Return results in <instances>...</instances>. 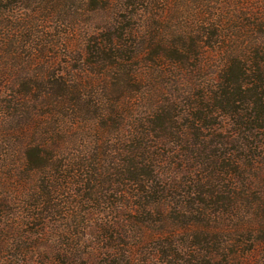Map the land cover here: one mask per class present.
Here are the masks:
<instances>
[{"label":"trees","instance_id":"obj_1","mask_svg":"<svg viewBox=\"0 0 264 264\" xmlns=\"http://www.w3.org/2000/svg\"><path fill=\"white\" fill-rule=\"evenodd\" d=\"M1 142L0 233L86 203L99 264H264V0H0Z\"/></svg>","mask_w":264,"mask_h":264},{"label":"rangeland","instance_id":"obj_2","mask_svg":"<svg viewBox=\"0 0 264 264\" xmlns=\"http://www.w3.org/2000/svg\"><path fill=\"white\" fill-rule=\"evenodd\" d=\"M77 142L79 143L75 145H82L89 141ZM69 146H73V143ZM25 158L24 147H20L19 144L15 146L3 143L0 146V187L5 186L4 183H6L7 188L11 189L10 176L14 177ZM16 178L19 180L18 177ZM263 180L264 174H261L252 182L255 184L263 183ZM17 182H15V185L18 184ZM29 185L30 183L24 186L17 185L14 190L17 201L21 200L30 204L31 201L28 197ZM20 204L13 207L9 206L8 214L3 220L5 229L0 233V237L5 241V249L2 253L0 252L1 262L13 259L16 263L21 264H99V258H110L109 249L106 247L109 239L106 238L105 240L99 233L94 232L93 227L96 226L98 217L95 215L90 216L91 214L88 213L90 206L88 204L81 205L82 211L78 214L72 213L71 206L69 213L63 210H67L68 205L65 204L62 210L66 213L58 215V213L52 214L46 211L48 213L45 215L44 212L43 214L45 220L37 219L27 223L24 220L26 203H24L23 208ZM82 218H87V220ZM258 229L259 226H256L255 233ZM112 242L115 243L114 240ZM154 242V238L147 237V247L142 249V253L151 252ZM117 246H119L118 248L122 247L121 243ZM259 252H255L250 256L249 264L261 263ZM146 255L149 256V254Z\"/></svg>","mask_w":264,"mask_h":264}]
</instances>
